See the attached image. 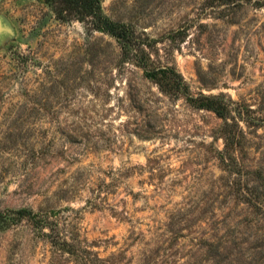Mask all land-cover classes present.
Instances as JSON below:
<instances>
[{
    "label": "rangeland",
    "instance_id": "obj_1",
    "mask_svg": "<svg viewBox=\"0 0 264 264\" xmlns=\"http://www.w3.org/2000/svg\"><path fill=\"white\" fill-rule=\"evenodd\" d=\"M100 1L0 0V264H264V0Z\"/></svg>",
    "mask_w": 264,
    "mask_h": 264
},
{
    "label": "trees",
    "instance_id": "obj_2",
    "mask_svg": "<svg viewBox=\"0 0 264 264\" xmlns=\"http://www.w3.org/2000/svg\"><path fill=\"white\" fill-rule=\"evenodd\" d=\"M52 1V0H45ZM62 5L58 9V15L61 18L65 17V14L75 10L79 16V19L91 17L93 20V27L95 30L106 33L113 36L118 42H124V38L127 37L126 29L120 25L108 20L101 12L100 0H58ZM75 8V9H74ZM150 58L145 57L137 65L145 72L146 78L154 80L160 87H164L165 90L171 91V94L179 96L182 94L183 88L181 86L182 78L173 71L172 68L160 69L159 67H151L149 65ZM148 67H151L150 69ZM204 104L198 105V107H205L214 112L218 117L222 118L224 123L221 127L223 148L225 153L233 147L237 142V131L235 125L230 116V109L228 101L223 102L220 97L204 98ZM261 209L264 210V196L260 195L258 198ZM213 245L210 244V247Z\"/></svg>",
    "mask_w": 264,
    "mask_h": 264
},
{
    "label": "water",
    "instance_id": "obj_3",
    "mask_svg": "<svg viewBox=\"0 0 264 264\" xmlns=\"http://www.w3.org/2000/svg\"><path fill=\"white\" fill-rule=\"evenodd\" d=\"M3 31H4V28H3V25H2V23H1V21H0V34H1Z\"/></svg>",
    "mask_w": 264,
    "mask_h": 264
}]
</instances>
